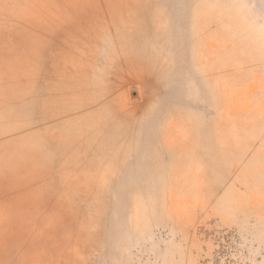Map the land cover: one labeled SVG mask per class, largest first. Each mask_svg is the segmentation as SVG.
<instances>
[{
  "label": "rangeland",
  "instance_id": "rangeland-1",
  "mask_svg": "<svg viewBox=\"0 0 264 264\" xmlns=\"http://www.w3.org/2000/svg\"><path fill=\"white\" fill-rule=\"evenodd\" d=\"M0 264H264V0H0Z\"/></svg>",
  "mask_w": 264,
  "mask_h": 264
}]
</instances>
